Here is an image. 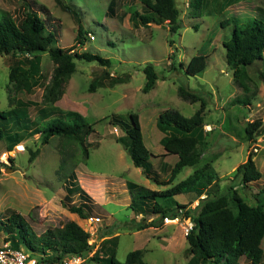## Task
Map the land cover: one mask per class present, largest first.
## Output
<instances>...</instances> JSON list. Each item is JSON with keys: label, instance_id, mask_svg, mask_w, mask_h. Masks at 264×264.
I'll return each instance as SVG.
<instances>
[{"label": "rangeland", "instance_id": "374dc122", "mask_svg": "<svg viewBox=\"0 0 264 264\" xmlns=\"http://www.w3.org/2000/svg\"><path fill=\"white\" fill-rule=\"evenodd\" d=\"M63 1L79 13L81 25L87 33L84 46L76 42L79 23L58 5L57 0H0V15L8 14L20 21L28 4L31 11L39 13L46 21L47 30H54L58 47L80 54L99 55L112 61V66L76 59V72L64 84L63 96L54 105L46 106L45 87L50 84L55 69L49 55H42V83L32 93L16 91L9 83L10 68L16 58L0 55V112L6 113L3 120L0 118V125H9L5 127L11 129L12 135H21V132L41 129L54 120L75 122L77 115H81L85 123L93 125L94 133L87 136L84 144L73 143L67 149L71 151L74 146L80 152L77 160L81 163L75 171L77 160L73 162L71 158V163H64L65 156L61 155L63 139L58 136L51 138L46 145L40 134L26 136L8 153V143L0 142V162L3 164L0 220H7L9 213L17 212L37 236H42L49 229L62 228L73 217L68 207L84 203L79 194H67L66 188L71 185L68 176L75 172L77 180L86 173L105 179L106 191H99L91 197L94 201L104 197L109 203L103 207L105 212L96 208L97 205L91 211L90 216H99L101 220L92 232L95 236L90 238V243L94 250L88 254L86 264H107L105 260L112 250H116L117 259L122 262L130 252L142 250L148 264H188L191 255L185 228L190 223L185 215H180V222L176 224H165L163 220L156 229L137 230L123 225L132 219L148 223L157 216L152 212L155 205L152 199L144 206L147 210L145 215L123 204L126 197L130 198V193L127 186H120V178L139 183L145 175L136 171L124 144L117 142L126 134L112 121L114 117L129 121L131 113L138 114L146 145L157 154L163 149L160 140L164 137L157 126L160 114L175 110L186 117L193 116L201 108V103L182 99L179 88L201 93L207 101L205 131L208 139L201 162L195 168H186L170 185L155 183V191L176 187L198 168L211 163L219 180L210 187L209 193L226 195L230 202L237 194L248 205L256 206V195L264 190V63L256 60L249 66L252 79L249 91L238 86L233 71L227 65L224 47L234 27L232 23H222L231 18L242 24L264 15V0H202L206 6L201 17L196 19L192 16L193 7H190L194 0H177L182 13V27L177 33L170 31L167 22L143 26L140 19L131 18L130 13L135 10L146 13L140 0ZM222 3L231 6L224 8ZM260 18L264 19V16ZM200 54L208 57L206 70L198 76L189 75L187 67L190 60ZM148 65L154 67L159 79L153 89L145 92L147 78L144 69ZM94 80L100 84L90 92ZM244 98L250 100L249 104L238 103ZM256 120H262L263 124L257 133L256 143L251 144L246 139L245 129ZM13 122L21 126L16 128ZM87 145L89 158L82 154ZM36 151L39 154L31 162L30 158ZM250 153L255 154L254 161L262 178L245 187L235 174L236 168L246 162ZM158 159L151 157L153 166L148 167L149 172L166 182L172 166L165 164L164 160L173 165L178 156L163 158L160 162ZM112 183L117 184L113 189ZM95 187L101 190L99 186ZM176 200L191 208L200 201L194 194H180ZM261 201L264 202V197ZM164 203L169 202L165 200ZM167 206L173 208L170 204ZM83 220L79 225L91 235L93 226L87 227ZM5 238L0 221V242ZM113 242L117 243L116 247H113ZM262 247L264 250V241ZM238 263L250 264L243 257Z\"/></svg>", "mask_w": 264, "mask_h": 264}, {"label": "trees", "instance_id": "16d2710c", "mask_svg": "<svg viewBox=\"0 0 264 264\" xmlns=\"http://www.w3.org/2000/svg\"><path fill=\"white\" fill-rule=\"evenodd\" d=\"M140 1L146 13L141 14L135 10L130 13L131 18L140 19L143 26L167 22L172 33L180 31L182 13L177 0ZM57 3L64 11L71 13L79 23L76 42L84 46L87 33L81 25L79 13L66 5L63 0H57ZM205 6L202 0H194L190 4V7H193L192 16L195 19L200 18ZM222 6L228 8L231 5L222 3ZM260 17L250 19L242 24L238 23V19L231 18L222 23V25L233 24L231 38L224 43L226 62L233 71L234 81L246 91H249V83L252 82L249 66L256 60H262L264 63V19ZM53 31L47 30L46 21L39 13L31 11L28 4L25 16L20 21L8 14L0 15V55L16 58V62L11 65L9 74V83L15 87L16 91L32 93L42 83L43 54L47 53L55 64L53 78L50 84L45 87L44 104L46 106L54 105L63 96L64 84L76 72V59L97 62L107 67L112 66V61L99 55L88 52L80 54L58 47L57 36ZM207 58L201 54L194 56L188 64L187 73L192 76L202 74L207 68ZM144 73L147 78L144 91L149 92L155 87L159 75L152 65L145 67ZM97 84L100 82L94 80L90 92L96 89ZM179 95L185 101L200 102L201 108L191 117H186L175 110H166L158 118L157 126L164 133V137L161 138L163 148L167 154L178 156V161L174 165L175 167H172L170 178L166 182L160 181L159 176L153 175L152 171L149 172L148 167L151 166L150 160L153 154L145 144L139 115L131 113L129 121L116 117L112 121L114 126L118 125L126 134L125 137L118 138L117 142L124 144L134 166L141 168L147 178L162 185L172 184L186 168L198 166L204 150L208 146L207 132L205 131V108L207 105L205 97L199 92L183 87L179 88ZM249 102L250 100L246 98L238 101L244 105ZM12 112L16 113V110H12ZM5 115L6 113L0 112L1 120L5 118ZM76 119L71 123L54 120L41 129L40 127L35 129V133H33L34 131L24 134L21 132V135H12L11 129L5 127L9 125H0V142L8 143L6 150L12 152L26 136L40 134L44 145L49 144L51 138L58 136L63 139L61 155L65 156L64 163H71V158H73V162H76L80 152L78 153L74 146L71 151L67 149L73 143L84 144L87 136L94 133L93 125L85 123L81 115H77ZM262 124V120H256L246 127V139L251 144L256 143V136ZM13 125L16 128L21 126L15 122ZM87 147H84L82 152L83 155L85 154V158H89V147ZM38 154V151L33 153L30 161L33 162ZM254 157L255 154L250 153L246 162L236 168L235 175L240 177L241 184L245 187L262 178V173L258 170ZM10 161L14 162V159L10 158ZM80 163L81 161L77 160L74 171ZM2 165L0 162V176ZM68 178L72 184L67 189L68 195L79 194L84 202L78 206L70 205L68 209L81 219H86L96 205L91 204L89 196L81 188L75 187V182H73L76 180L75 172H72ZM218 178L212 164L206 163L188 178L178 183L176 187L166 191H151L137 184L129 183L128 190L132 200L130 208L145 215L147 210L144 209V206L148 200L152 199L155 202L152 212L157 216V219L148 223L132 219L123 225L126 224L127 227L137 230L159 228L166 217L175 218L185 215L194 224L186 236L189 244L188 253L191 255L188 264H239L242 257L247 263L263 264L264 202L262 203L261 198L264 197V190H260L256 195V206L248 205L237 194L230 202L226 195L209 193L210 187L218 182ZM180 194H194L200 201L195 208H191V206L178 203L175 200V197ZM203 196L205 198H202ZM165 200L169 203H164ZM169 204L173 208L168 207ZM0 221L1 230L6 234L5 241L10 242L11 248L22 250L21 247H24L32 257H38L40 264L60 263L65 257L86 256L93 250V245L90 243L91 235L75 221H68L62 228L49 229L42 236H37L30 224L17 212L9 213L7 220L1 219ZM113 243V247H116L117 243ZM105 262L107 264H148L144 260L142 250L130 252L124 262L119 261L116 250H112Z\"/></svg>", "mask_w": 264, "mask_h": 264}, {"label": "crops", "instance_id": "0c3cea01", "mask_svg": "<svg viewBox=\"0 0 264 264\" xmlns=\"http://www.w3.org/2000/svg\"><path fill=\"white\" fill-rule=\"evenodd\" d=\"M141 126H142V123H141ZM142 131H143V127H142ZM145 134H144V131H143V136H144ZM145 138H146V136H145ZM145 138H144V141H145ZM160 143H161V140H160ZM145 144H146V142H145ZM147 146V145H146ZM148 147V146H147ZM152 152V151H151ZM152 154H153V156L155 157V158H159L158 160H159V162L161 161V159H169L170 157H176V156H173V155H169V154H167L166 153V151H165V149L163 148L162 149V151H161V149H160V151L159 152H157V154H154L153 152H152ZM161 157V158H160ZM177 161H178V159H177ZM177 161H175V164H176V162ZM164 162H165V164H169V166H172V167H175L174 165L175 164H173V165H170V164H172L171 162H169V163H167L165 160H164ZM150 164H151V166H153L152 165V163H151V160H150ZM79 166H80V164H79ZM78 166V167H79ZM77 167V168H78ZM137 170V172L139 173V174H141V175H143L144 176V173H143V170L141 169V168H137V167H135ZM77 172V171H76ZM159 176V175H158ZM77 177H78V174H77ZM120 186H122V185H125V186H127V190H128V184L129 183H134V184H137V185H139V186H142V187H145V188H147V189H149V190H151V191H155V183L156 182H154L153 180H151V179H149V178H147L146 176L144 177V180L143 181H141V182H139V183H136V182H131V181H129L127 178H120ZM159 180H161L160 179V177H159ZM73 182H75L76 184H75V187H78L79 186V188H81L88 196H89V200H90V202H94V204L95 205H97L96 206V208H99V210H101V212L103 211V212H105L104 210H103V207H105V206H107L109 203L107 202L106 203V200H105V198L104 197H101V199L100 200H96V201H94V199L91 197V195H97L98 193H99V191H101L102 193H104L105 191H106V189H107V185H106V181H105V179L104 178H100V179H98V178H95V177H93L92 175H90V174H86V173H82V175H81V177L79 178L78 177V179L77 180H73ZM123 183V184H122ZM102 184V185H101ZM72 185V184H71ZM71 185L70 186H68L67 188H66V191H67V189L69 188V187H71ZM117 184H115V183H112V185H111V189H113V187L114 186H116ZM95 186H99L100 188H101V190H98V188L97 187H95ZM120 188V187H119ZM124 191V190H123ZM68 192V191H67ZM128 193H129V190H128ZM68 194V193H67ZM130 195V194H129ZM99 197V196H98ZM177 197V196H176ZM176 197H175V200H176ZM100 198V197H99ZM130 200V201H129ZM177 201V200H176ZM130 203H131V195H130V198L129 197H126V200H125V202H123V204H124V206H126L127 208H129L130 207ZM104 204V205H103ZM123 204H121V206H123ZM103 205V206H102ZM195 205V204H194ZM194 205H192V206H194ZM70 214H72V220H70V221H75L76 223H78V224H80V222H81V218L77 215V214H74V213H71L70 212ZM92 216H94V217H99V216H95V215H92ZM84 222H86V219H84L83 220ZM86 226L87 227H90V225L86 222ZM124 226H126V224L124 225ZM97 227V224L96 225H93V228L92 229H90L91 230V239H93V237L95 236V233L93 234L92 232H93V230L95 229ZM156 229V228H155ZM96 238H98V235L96 236ZM95 243V242H94ZM94 250V249H93ZM92 250V251H93ZM91 255H92V253H91Z\"/></svg>", "mask_w": 264, "mask_h": 264}, {"label": "built area", "instance_id": "2783aa9c", "mask_svg": "<svg viewBox=\"0 0 264 264\" xmlns=\"http://www.w3.org/2000/svg\"><path fill=\"white\" fill-rule=\"evenodd\" d=\"M3 156H6V153H4ZM196 206L193 207L195 208ZM179 217H175V218L166 217L163 223L165 224L179 223L180 222ZM100 220L101 218L99 217L90 216L86 219V222L90 226H93L96 225V223H98ZM188 222L190 223V225L187 228H185L186 235L190 232V230L194 226L193 222L190 219L188 220ZM11 247H12L11 244L6 241L0 242V264H40L38 257L37 258L32 257L31 254H29L24 250H16ZM89 256L90 255H86V256L74 255L70 257H65V259L62 262L56 264H86L87 257Z\"/></svg>", "mask_w": 264, "mask_h": 264}, {"label": "clouds", "instance_id": "9594fccd", "mask_svg": "<svg viewBox=\"0 0 264 264\" xmlns=\"http://www.w3.org/2000/svg\"><path fill=\"white\" fill-rule=\"evenodd\" d=\"M7 153H8V152H7ZM7 153H6V154H7Z\"/></svg>", "mask_w": 264, "mask_h": 264}]
</instances>
